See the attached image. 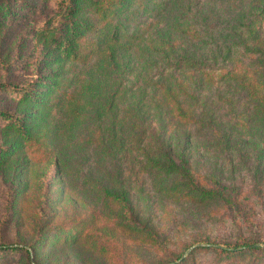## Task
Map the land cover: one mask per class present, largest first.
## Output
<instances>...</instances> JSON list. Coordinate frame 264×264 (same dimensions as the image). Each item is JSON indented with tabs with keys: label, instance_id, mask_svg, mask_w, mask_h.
<instances>
[{
	"label": "trees",
	"instance_id": "obj_1",
	"mask_svg": "<svg viewBox=\"0 0 264 264\" xmlns=\"http://www.w3.org/2000/svg\"><path fill=\"white\" fill-rule=\"evenodd\" d=\"M14 6L37 14L27 0H0V26ZM39 20L33 37L45 72L12 87L20 111H0V120L13 136L10 150L46 137L63 191L75 172L103 205L117 206L123 229L155 244L158 232L139 220L124 188L128 157L158 191L193 202L232 192L195 180L190 155L200 143L252 156L257 179L264 171V0H57ZM64 232L39 234L31 252L5 243L0 251L40 262L43 245ZM244 248L264 250L243 242L222 251Z\"/></svg>",
	"mask_w": 264,
	"mask_h": 264
},
{
	"label": "rangeland",
	"instance_id": "obj_2",
	"mask_svg": "<svg viewBox=\"0 0 264 264\" xmlns=\"http://www.w3.org/2000/svg\"><path fill=\"white\" fill-rule=\"evenodd\" d=\"M27 2L37 14L14 6L13 19L0 26V111L14 114L22 104L12 87L31 84L45 72L33 32L40 15L51 14L57 0ZM12 139L0 120V244L25 246L31 252L39 234L57 227L66 232L43 245L40 262L29 263L24 251L13 250L0 251V264H264V250L222 251L235 243H264V171L258 179L253 176L252 156L204 149L201 143L191 152L198 183L219 182L232 190L231 197L227 194L219 202H193L158 191L138 158L128 157L124 188L139 220H149L158 232L153 244L144 234L123 229L117 206L110 201L103 205L96 190L83 185L75 172L65 178L63 191L46 137L30 136L10 150Z\"/></svg>",
	"mask_w": 264,
	"mask_h": 264
},
{
	"label": "water",
	"instance_id": "obj_3",
	"mask_svg": "<svg viewBox=\"0 0 264 264\" xmlns=\"http://www.w3.org/2000/svg\"><path fill=\"white\" fill-rule=\"evenodd\" d=\"M254 246H255V247H258V246H264V243H255Z\"/></svg>",
	"mask_w": 264,
	"mask_h": 264
}]
</instances>
